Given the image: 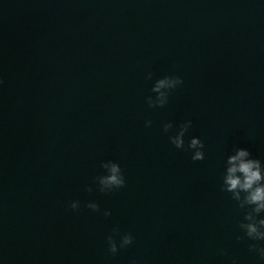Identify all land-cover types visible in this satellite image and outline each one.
<instances>
[{
	"label": "water",
	"instance_id": "obj_1",
	"mask_svg": "<svg viewBox=\"0 0 264 264\" xmlns=\"http://www.w3.org/2000/svg\"><path fill=\"white\" fill-rule=\"evenodd\" d=\"M189 119L203 160L170 141ZM238 146L264 161L260 0H0V264H264L220 188Z\"/></svg>",
	"mask_w": 264,
	"mask_h": 264
},
{
	"label": "clouds",
	"instance_id": "obj_2",
	"mask_svg": "<svg viewBox=\"0 0 264 264\" xmlns=\"http://www.w3.org/2000/svg\"><path fill=\"white\" fill-rule=\"evenodd\" d=\"M260 2L264 3V0H260ZM182 84L183 80L180 76H165L156 80L152 86V91L156 93V96L154 98L147 97L148 106H165L168 103L170 91ZM151 123L150 120L145 121L146 126H151ZM191 126L192 120L183 121L176 134L170 137V141L175 148L190 152L193 161L203 160L205 158L203 140L198 136H191L187 143L185 142V135ZM163 127L167 131L172 127V123H165ZM103 167L107 170V174L99 177L101 191L125 186L126 178L120 163L110 160L104 163ZM220 188L222 191L230 193L238 207L244 210V218L239 223V228L244 236L252 241H264V215H261L264 213V161L254 157L246 147L233 148L223 160ZM86 206L93 211L99 208L95 202H88ZM69 207L77 210L80 207V201H70ZM104 215L110 216L111 211L106 210ZM113 233L118 234L119 229L114 228ZM114 234H110L106 238L108 250L113 254L133 243L134 237L130 232L120 235L118 242ZM241 238L239 235L236 237L238 240ZM249 249L255 252L259 259L264 260V245L253 243L249 245ZM132 264H136V262L132 261ZM233 264H236L235 260H233Z\"/></svg>",
	"mask_w": 264,
	"mask_h": 264
}]
</instances>
